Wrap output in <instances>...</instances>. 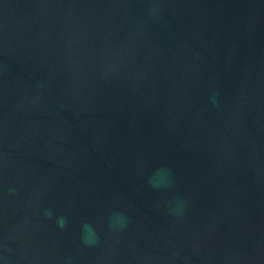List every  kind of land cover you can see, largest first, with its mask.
<instances>
[{
  "label": "water",
  "instance_id": "water-1",
  "mask_svg": "<svg viewBox=\"0 0 264 264\" xmlns=\"http://www.w3.org/2000/svg\"><path fill=\"white\" fill-rule=\"evenodd\" d=\"M0 264H264V0H0Z\"/></svg>",
  "mask_w": 264,
  "mask_h": 264
}]
</instances>
